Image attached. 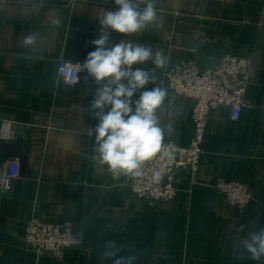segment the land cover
I'll return each mask as SVG.
<instances>
[{"label": "crops", "instance_id": "obj_1", "mask_svg": "<svg viewBox=\"0 0 264 264\" xmlns=\"http://www.w3.org/2000/svg\"><path fill=\"white\" fill-rule=\"evenodd\" d=\"M133 2L143 11L149 0ZM150 2L155 18L145 28L107 30L109 47L125 42L151 50L148 61L132 66L151 77L133 100L162 89L163 73L189 57L233 55L253 62L248 106L236 122L226 108L210 112L198 171L176 172L175 198L150 205L133 195L131 174L116 179L99 162L89 135L98 123L89 105L99 85L87 70L74 88L58 77L61 60L84 65L100 20L117 8L114 0H0V132L4 124L13 129L0 144L16 143L21 127L28 158L26 173L0 194V264H111L106 253L117 248L133 257L131 264H264L243 248L248 233L264 226V0ZM197 33L201 42L194 41ZM28 37L34 43L26 44ZM162 90L155 113L162 140L189 148L193 104ZM222 179L250 188L244 214L225 204L217 188ZM33 219L70 225L80 244L67 248L62 260L34 252L24 242Z\"/></svg>", "mask_w": 264, "mask_h": 264}, {"label": "built area", "instance_id": "obj_2", "mask_svg": "<svg viewBox=\"0 0 264 264\" xmlns=\"http://www.w3.org/2000/svg\"><path fill=\"white\" fill-rule=\"evenodd\" d=\"M202 33L194 35L200 42ZM192 54L195 53L191 49ZM86 71L83 64L61 60L58 64V77L68 87L74 88ZM253 71V62L248 57L224 55L212 61H200L189 57L169 67L159 83L162 89L193 104V139L189 148H180L172 142L162 140L160 150L150 159L141 163L139 176L132 175L129 187L136 197L150 205L171 201L177 195L173 175L179 171L195 174L203 156V143L212 110L226 108L231 112L232 121H238L248 103L244 100ZM13 129L10 124L1 128L2 140H10ZM116 179L119 175L113 174ZM20 177V164L17 160L0 166V191L7 194L13 182ZM217 188L228 207L244 214L252 201L249 187L227 179L218 182ZM25 244L38 254H47L62 260L67 248L80 244L68 224H46L33 219L27 227Z\"/></svg>", "mask_w": 264, "mask_h": 264}, {"label": "clouds", "instance_id": "obj_3", "mask_svg": "<svg viewBox=\"0 0 264 264\" xmlns=\"http://www.w3.org/2000/svg\"><path fill=\"white\" fill-rule=\"evenodd\" d=\"M114 11H107L100 20L99 35L91 41L94 50L85 58L84 68L99 85L89 105L90 111L98 121L89 135L95 136L98 159L108 166L113 174L120 173L139 176L143 161L153 157L161 147L163 134L158 126L156 110L163 104L165 91L160 88L140 92L151 77L143 69H133V65L143 64L151 56V50L140 45L120 42L108 46L110 32L132 34L145 28L155 18L153 4L140 11L133 0H114ZM59 23V21H55ZM26 44L34 43L32 37L25 39ZM154 63L157 67L164 61L157 53ZM258 221H249L250 225ZM245 225L238 230L243 232ZM244 250L253 261L264 258V226L248 233L243 244ZM121 249L106 253L111 264H131L133 257L120 255Z\"/></svg>", "mask_w": 264, "mask_h": 264}, {"label": "water", "instance_id": "obj_4", "mask_svg": "<svg viewBox=\"0 0 264 264\" xmlns=\"http://www.w3.org/2000/svg\"><path fill=\"white\" fill-rule=\"evenodd\" d=\"M19 131L20 137L17 139L16 143H1L0 149L3 152V160L8 162L9 160H18L20 164V174L24 175L27 171V162L28 158L22 151L23 139L25 135L21 127L17 128ZM0 194L1 191H0Z\"/></svg>", "mask_w": 264, "mask_h": 264}, {"label": "rangeland", "instance_id": "obj_5", "mask_svg": "<svg viewBox=\"0 0 264 264\" xmlns=\"http://www.w3.org/2000/svg\"><path fill=\"white\" fill-rule=\"evenodd\" d=\"M201 42V41H200ZM194 49V48H193Z\"/></svg>", "mask_w": 264, "mask_h": 264}]
</instances>
